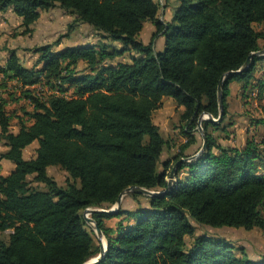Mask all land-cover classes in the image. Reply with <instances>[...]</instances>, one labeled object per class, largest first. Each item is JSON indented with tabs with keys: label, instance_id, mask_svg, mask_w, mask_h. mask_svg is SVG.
Masks as SVG:
<instances>
[{
	"label": "trees",
	"instance_id": "obj_1",
	"mask_svg": "<svg viewBox=\"0 0 264 264\" xmlns=\"http://www.w3.org/2000/svg\"><path fill=\"white\" fill-rule=\"evenodd\" d=\"M177 2L172 19L162 21L157 0H0V13L11 8L23 33L58 6L72 17L70 30L85 26L95 36L60 49V37L37 45L31 66L14 48L0 60V167L2 160L13 165L0 173V264L96 257L102 241L83 211L111 208L130 186L167 189L181 158L190 159L178 162L166 194L130 192L134 208L90 214L106 241L95 264H264V254L253 258L226 236L196 233L199 225L264 235V54L224 80L222 115L201 121L200 152L198 130L200 114H220L221 77L264 49V0ZM145 22L155 26L149 42L140 37ZM231 82L235 98H254L262 111L240 146L219 141L234 132L240 113L230 112ZM165 98L177 113L176 132L166 136L153 121ZM52 167L67 174L65 184L49 174Z\"/></svg>",
	"mask_w": 264,
	"mask_h": 264
},
{
	"label": "rangeland",
	"instance_id": "obj_2",
	"mask_svg": "<svg viewBox=\"0 0 264 264\" xmlns=\"http://www.w3.org/2000/svg\"><path fill=\"white\" fill-rule=\"evenodd\" d=\"M169 1V5H176L173 8L174 13L178 2L177 0ZM71 22H73L72 17L67 15L60 7L55 6L49 10L42 11L39 19L33 25L32 30L28 33H23L24 28L20 26V20L18 19V17L14 15L13 11H7L6 14L0 17V60L5 58V56L7 55V49L14 48L20 55L23 63L25 65L31 66L38 56L37 53H34L32 51L35 46L53 42L59 37L61 38V41H63V39L65 40L62 44L63 46L65 44H72V40L75 34H73V30H70L68 27ZM78 29L79 28L76 27V30ZM88 41L93 42V40H88V38H85L81 43H85ZM59 45L57 46V48L59 47ZM60 48L61 47H59V49ZM235 92V88L232 87V92L229 98L231 102L230 112L232 113L233 110L235 111L237 109H240V113L233 116V120L236 122L233 127L234 132L231 133L229 138H222L219 141L220 143L225 145L240 146L244 143L245 136L253 132L251 120L253 119V117L260 115V112L262 111L261 105L258 103V100L254 98L244 99L241 96V98H235ZM20 103L24 104L23 102ZM165 107L166 110L163 109V106V108H161V111L157 110L153 115V121L159 126L160 131L164 136H166L168 132H170V130H173L172 123L175 122L169 117V115L173 114V106H169L167 104ZM8 109L10 111L17 110V114L23 116V113L20 110L19 103H10L8 105ZM16 121L17 118H14L12 121L14 124L12 125V128L15 131H17L18 128L16 125ZM246 129L249 130L247 133ZM216 134L219 135V133L217 132ZM35 147L36 143L26 149V157H30L33 155ZM3 148V143L0 140V151L3 150ZM0 169L2 171V168ZM3 170L5 171V169ZM49 174L52 175L58 183H66L67 174L62 169L58 167H52L49 169ZM138 200L141 202V204L146 202L144 197H138ZM120 204L125 208H134L136 206L135 202H133L127 194L122 197ZM90 214L91 213L83 211V217L85 218L86 226L97 241L101 240L103 242V238L100 239L97 235L93 223L86 219L87 217H91ZM205 230L211 233L221 234L223 236H226L227 238H230L236 243L245 246L247 252L253 258H257L260 255L264 254V235L258 229L248 231L241 228L236 229L224 227L219 229H211L206 227L205 229L199 225H197L196 227V233H200ZM3 237L6 236L4 235Z\"/></svg>",
	"mask_w": 264,
	"mask_h": 264
},
{
	"label": "water",
	"instance_id": "obj_3",
	"mask_svg": "<svg viewBox=\"0 0 264 264\" xmlns=\"http://www.w3.org/2000/svg\"><path fill=\"white\" fill-rule=\"evenodd\" d=\"M264 54V49H261V50H258L256 52H252L247 60L245 61L244 65L237 69V70H231V71H228L226 72L220 79L219 81V84H218V96H219V108H220V114L218 116V118H214L212 117V115H210L209 113H206V112H203L202 114H200L199 118H198V130L201 132L202 134V137H203V143H202V147L200 148L199 152L202 151L205 147V135H204V132H203V129L201 127V121L202 120H209V121H213V122H218L221 118V115H222V109H223V106H222V102H221V91H222V84L224 82V80H226L227 78L231 77L232 75L234 74H237L241 71H243L244 69H246L250 63H251V58L254 56V55H262ZM195 156V155H194ZM192 156V157H194ZM191 157V158H192ZM190 158H181L179 161L181 160H189ZM178 161V162H179ZM178 162H176L170 172H169V175H168V188L165 189V190H162V191H153V190H150V189H147V188H144V187H141V186H130V187H127L125 190H123L121 192V194L119 195L118 199L116 200V203L113 207L109 208V209H103V208H86L84 210V212H88V213H92L94 211H100V212H113L115 210H117L120 206V203H121V199L122 197L125 195V194H129L130 192H137V193H140V194H144V195H159V194H166L167 192H169L170 190H172V184L175 180V171H176V166L178 164ZM88 221L92 222L93 225H94V228H95V231L97 233V235L99 236L100 239L104 240L101 244V248H100V253L99 255H97L96 257H93L91 259H89L88 261H86L85 263L83 264H95L104 254V252L106 251V241H105V238L101 232V230L99 229V227L96 225L95 221L93 218L91 217H87L86 218Z\"/></svg>",
	"mask_w": 264,
	"mask_h": 264
},
{
	"label": "crops",
	"instance_id": "obj_4",
	"mask_svg": "<svg viewBox=\"0 0 264 264\" xmlns=\"http://www.w3.org/2000/svg\"><path fill=\"white\" fill-rule=\"evenodd\" d=\"M157 1H159L160 2V4L162 3V6H161V9H160V19L162 20V21H169V20H171L172 19V16H173V8L176 6V5H169V3H170V1L169 0H157ZM12 11V9L11 8H8L6 11H4V12H1L0 13V17L1 16H3L4 14H6L7 13V11ZM14 13V12H13ZM15 15V14H14ZM17 17V16H16ZM19 19V18H18ZM154 29H155V26H154V24L152 23V22H145L144 23V26H143V29H142V31H141V34H140V37H141V39L144 41V42H149L150 40H151V36H152V33H153V31H154ZM73 32V34H75V36H74V38H73V40H72V44L70 43V44H65L64 46L62 45L63 44V42L65 41L64 39H63V41H61V43H60V45H59V47H61V48H63V47H65V46H70V45H74V44H78V43H81L82 41H83V39H85V38H88V40H94L95 39V36L93 37V33L92 32H90L89 34L88 33H86V27L85 26H82V28H80V29H78V30H73L72 31ZM65 38H67V37H65ZM94 38V39H93ZM111 44H113V45H116V46H118L119 45V43L118 42H111ZM162 44H163V38L160 36L158 39H157V42H156V47L157 48H161L162 47ZM59 47H58V49H59ZM235 82H231L230 83V90H231V92H232V87H236L235 86V84H234ZM231 95V94H230ZM169 105V106H173V114H171V115H169V117L173 120V121H175L176 119H177V113H176V105L174 104V102L172 101V99L171 98H165L164 99V101H163V105H162V107L161 108H163V106H164V108L163 109H165L166 110V105ZM161 108H159L158 109V111H161L162 109ZM175 113V114H174ZM175 115H176V117H175ZM175 119V120H174ZM172 129H173V127H172ZM174 132H176L175 131V129H173V130H170V133H174ZM0 168H2V171H1V169H0V173H2V174H7L9 171H11L12 169H13V165L9 162V161H7V160H2L1 161V167ZM3 169H5V171L3 170Z\"/></svg>",
	"mask_w": 264,
	"mask_h": 264
}]
</instances>
